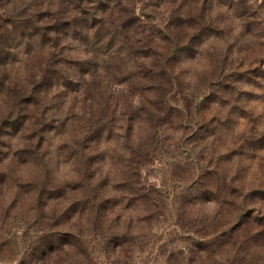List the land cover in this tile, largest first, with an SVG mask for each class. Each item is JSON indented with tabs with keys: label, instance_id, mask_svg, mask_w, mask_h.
Wrapping results in <instances>:
<instances>
[{
	"label": "rangeland",
	"instance_id": "obj_1",
	"mask_svg": "<svg viewBox=\"0 0 264 264\" xmlns=\"http://www.w3.org/2000/svg\"><path fill=\"white\" fill-rule=\"evenodd\" d=\"M28 2L30 0H0V15H8L9 10H18ZM32 2V12L29 14H38L39 20L37 18L34 24L41 29L49 20L42 15L49 3L65 6L59 0ZM81 4L83 8L95 11L96 16L90 19L102 18L104 25L117 23L116 13L121 12L123 35L127 45L131 44L129 49H135L134 44L146 52L143 55L151 54V44L155 43V54L151 57L158 61L153 71L158 75L154 81L158 86L144 93L154 100L156 106L157 116L154 119L159 121L155 128L156 140L149 145L148 133L143 129L145 125L134 120L135 131H140L137 140L142 141L149 154L137 175L126 173L130 181L139 180L155 206L148 213L151 225L147 226L148 220L137 224L139 233H133L135 236L131 242L122 248L127 250V254L131 252V262L128 263H261L263 254L259 251L252 255V263L238 262L240 253L237 251L224 252L216 248L215 253L208 256L205 252L196 253L194 245L200 236L211 229L207 230L205 217L221 208L223 214L229 215L226 220L230 221L236 213L233 202L247 197L249 191L264 190V0H91ZM52 8L50 6L49 9ZM81 23L79 21V25ZM6 34L2 38L14 39L10 46L15 53L7 61L6 71L23 84L39 64V38L37 35L30 36V32L25 35ZM65 38L73 39L66 47L72 63L76 59H89L88 64L91 63L90 68L73 63V66L64 69L69 81L77 85L75 79L80 78L86 68L92 73V59L100 56L93 54L90 47L78 46L76 40H79V33L69 32ZM26 42H29L28 46H25ZM87 50L90 53L84 56ZM151 57L134 59L129 56L125 59L126 67L121 75L125 83H119L117 75L116 78H109L106 87L102 85L105 91L103 96L108 91L110 93L111 111L116 109L118 114L130 103L140 105L138 87L136 90L131 88L138 82L134 79V73L139 70L133 62L142 61L147 65ZM115 59L110 62L113 66L116 65L113 64ZM101 65L100 61L97 67ZM113 66L109 72L115 71ZM35 73L37 76L33 84L42 90L41 75ZM28 87L31 89V83ZM55 88L58 89L54 91L53 86L47 89V94L55 97L51 102L60 107L57 117L63 120L72 116V120L62 124L65 129L72 125V129L78 131L88 117V110L83 107L86 105L80 100L78 103L71 100L70 91L63 90L62 86ZM67 88L74 89V86L70 84ZM97 100L98 96L94 100L96 113L99 110ZM139 115L140 121L142 115ZM50 122L52 129L45 137L44 163L36 160L37 163H16L21 153L13 155L14 151L7 147L16 144L21 150L28 149L36 138L18 139L14 132L0 136V158L6 156L4 162L7 163L6 166L4 163L0 165V246L3 244L0 264H16L40 231H58L68 227L75 231L78 230L77 226L83 232H91L89 236L83 233L86 242L83 249L87 251V258L81 259V262L108 264L112 252L118 251L121 246L116 245V241L109 239V236H101L102 227L98 223L88 222V218L97 212L99 214V209L91 207L89 217H86L88 210L84 209V216L79 219L80 208L76 204L90 202L89 194L95 190V193L104 192L111 198L106 207L112 208L114 214L122 213L112 203L118 201L125 189L115 177L120 168L116 154L119 156L124 151L123 145L114 136L113 129V135L100 147L103 152L90 151L97 159L98 175L90 184L79 182L83 180L80 167L68 160L67 148H60L65 136L53 129L58 126L62 131V126L53 120ZM68 131L65 130V133ZM74 137H80V134L76 133ZM77 148L82 154L89 152ZM100 171L108 174L103 175L105 182L103 178L98 180ZM215 179H218L219 193L200 196V181L206 180L212 184L211 181ZM18 181L23 185L19 186ZM140 184L137 186L140 187ZM216 196L224 203L218 205L211 200ZM252 200L258 202L257 207L260 204L259 209L264 214V197L255 196ZM252 200L246 198V207H241L246 209L247 214L253 210ZM137 205L136 214L144 215L143 205ZM106 218L110 222L116 216L107 213ZM110 224L114 225V222ZM112 225L111 228L114 227Z\"/></svg>",
	"mask_w": 264,
	"mask_h": 264
},
{
	"label": "trees",
	"instance_id": "obj_2",
	"mask_svg": "<svg viewBox=\"0 0 264 264\" xmlns=\"http://www.w3.org/2000/svg\"><path fill=\"white\" fill-rule=\"evenodd\" d=\"M38 1L39 3L40 1L44 2V0ZM59 1L64 2L65 6L59 7L60 4L56 2L49 3L47 6L46 3L47 7L45 13L42 15L49 20L45 26H42V29L34 24L39 17L38 14H29V12H32V0L24 5V7H18V10L15 8L11 11L9 10L10 14L8 15L5 13L0 15V136L10 135L11 132H14L18 135V139L36 138L32 147L28 149L22 148L21 150L17 148L18 146H15L16 144L7 147L14 151L13 155L21 153V156H24L22 161H19L21 156L17 157L16 163H30L35 162V160L44 163L43 154L46 147L45 142L47 143L45 137H48V132L52 129V122L49 123V121L53 120L62 126V131L58 126H54L53 129L59 135L65 136L61 140L62 142H60V148H67L69 154H66V157L81 169V178L83 180L79 182L86 181L87 184H90L95 178L94 176L98 175V168L96 166L98 162L96 157L90 154V151L103 152L102 148L100 150L101 145L113 135L112 132L115 129L114 136L118 141H121L124 149L119 156L116 154V162L120 165V168L115 177H118V180L123 183L122 189L124 187L125 189L119 195L118 201L112 203V206L115 207L117 205L122 213L116 212L114 214L112 208L106 207L111 198L104 194V192L99 194V192L95 193L96 191L94 190L89 194L90 202L88 200V202L76 204L80 208L77 218L80 219V217L84 216V209L88 210L86 217H89L91 207L99 209V214L97 212L98 215L96 214L88 218V222L98 223L102 227V230H100L101 236H109V239L116 241V245L121 246L118 251L112 252V257L108 258L110 260H107L108 264H129L128 262H131V260L129 261L131 252L127 254V250H123L122 248L124 244L131 242V239L135 236L133 233H139L140 227L137 224L148 220L147 226L151 225L148 219L150 214L148 213L155 206L153 200L148 197L146 188L141 187L139 180H134V183L129 180V177H126V173L137 175L139 168L146 161L149 154L142 141L137 140L140 131H135L134 120H137L135 123L141 122L142 125H145L143 129L148 133L147 141L149 145H153L156 140L155 128L159 123L157 119H154L157 116L155 114L156 106L154 100L148 98V94L146 96L144 93H149L158 86L154 82L158 75L153 73L155 67L158 65V61L151 57V55L155 54V43L151 44V54L143 55L142 53L146 52L136 48L133 43L135 49H129L131 44L127 45L123 35L124 24L120 21L122 17L121 12L118 11L116 13L117 23L104 25L102 18L98 20H95L96 18L90 19L96 16L95 11L92 12L93 9L83 8L81 3L91 0ZM50 6L53 7L52 10L49 9ZM13 15H15L14 18L12 17ZM79 21H82L80 25ZM7 27H10L9 31ZM8 32L10 34H24L26 32L29 34L30 32V36L37 35L39 38L37 43L41 55L35 71L41 75V84L44 86L42 90H39L35 83L33 84L34 77L37 76L34 70L29 74L30 79L23 81V84L18 82L17 77L12 76L10 72L6 71L7 61L15 56V53L12 52L13 47L10 46L11 41L14 39L9 40L8 37L2 38V35ZM69 32L72 34L79 33V40H76L78 41V46L90 47L93 54L100 56V58L92 59L94 67L92 73L89 70L91 64H88L89 59H76L73 61L77 66L82 67L81 65L83 64V66L88 65L89 67L86 68L80 78L75 79L77 85L70 82L69 75L64 72L66 67L73 66L72 58L67 56L66 53V47L69 46L70 40H73L65 38ZM28 45L29 42H26L25 46ZM89 53L90 51L87 50L84 56H88ZM149 55L151 57L148 60L150 64L146 65L142 61L133 62L139 70L134 73V79L138 80V82L131 88L136 90L138 87L141 93V100L138 102L140 105L134 106L128 102L130 105L125 109H121L120 113L116 114V109L111 111L110 93L108 91V94L104 97L103 93L105 94V91L102 85L104 84L106 87L105 83L110 82L109 78H116L117 75H119L118 79H120L118 82L125 83L124 78H121L126 67L125 59L129 58V56L134 59L135 57L138 59L140 57L147 58ZM114 58H116L113 63L116 64L115 66L110 64ZM100 61L102 65L97 67ZM111 66L115 69L114 72H109ZM29 83H31V89L28 87ZM70 84L74 86V89L67 88ZM52 86L54 87V91L58 89L55 87L62 86L63 90L70 91L71 100H77V103L80 100L82 104L86 105L83 107L87 108L88 117L85 122H82L78 131L72 129V125L65 129L62 124L66 123L67 120H72V116L69 118L64 117L63 120L57 117L58 115L56 114H59L60 107L51 102L54 101L55 97H50V93L47 94V89L49 90ZM97 96V101H99L97 104L99 106L98 113H96V108L94 107V100ZM121 96L123 97V95ZM83 113H86V111L83 110ZM139 113L143 116H141L140 121ZM112 121L113 123H111ZM65 130H69L68 133H65ZM76 133H79L80 137H74ZM77 147L89 152L82 154ZM31 155H34V157ZM5 157L0 158V165H3V163L5 166L7 165L4 162ZM103 175L108 176V174H103V171H100L99 176L101 177L98 180L103 178L105 182L106 179ZM216 180L218 179L211 181L212 184L207 183L206 180L200 181L202 187L199 190L200 196L207 193L210 194L211 192L219 193V184ZM136 183L140 184V187ZM22 185L23 182H19V186ZM200 196L198 195V197ZM255 196L264 197V190L249 191L247 192V197L244 196L238 200L239 202H233L232 206L236 205V213L235 218L230 221L226 220V217L229 215L223 214L221 208H217L214 213L207 216V218L205 217L207 230L211 229L195 241L194 246L197 249L195 252H205L209 256L215 253L216 248L222 249L224 252L234 250L240 253L237 257L238 262L246 261L249 263H252V255L260 252L263 254V257L259 264H264V214H261L259 209L260 204L257 207L256 204L258 202L252 200ZM248 197L252 200L251 207L253 210L251 214L255 213L253 216L247 214L245 208H241L246 207L245 200ZM211 200L215 201L218 205L221 202V204L224 203L223 200L219 201L217 196ZM137 204L139 206L143 205L144 215L136 214ZM101 211L104 212L103 215L100 214ZM107 213L112 217L113 215L116 216V218L108 222L109 218H106ZM111 222H114V225L110 224ZM119 224L121 226L118 227ZM212 224L217 225L212 226ZM111 225L114 227L111 228ZM77 227L78 230L75 231L72 227L58 231H40L38 236L33 240V244H30L20 255L16 264H83L84 262H81V259L86 260L87 258V251L83 249L84 244L86 246L84 240L85 234L83 233L89 236L91 232H83L81 227ZM2 245L0 249L3 248ZM187 250L189 251V249ZM245 259H249V261Z\"/></svg>",
	"mask_w": 264,
	"mask_h": 264
}]
</instances>
